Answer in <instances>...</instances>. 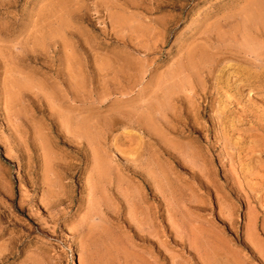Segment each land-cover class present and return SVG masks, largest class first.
<instances>
[{
  "label": "rangeland",
  "instance_id": "1",
  "mask_svg": "<svg viewBox=\"0 0 264 264\" xmlns=\"http://www.w3.org/2000/svg\"><path fill=\"white\" fill-rule=\"evenodd\" d=\"M73 261L264 264V0H0V264Z\"/></svg>",
  "mask_w": 264,
  "mask_h": 264
},
{
  "label": "bare ground",
  "instance_id": "2",
  "mask_svg": "<svg viewBox=\"0 0 264 264\" xmlns=\"http://www.w3.org/2000/svg\"><path fill=\"white\" fill-rule=\"evenodd\" d=\"M72 260H73V256H72ZM72 264H75L74 261L72 262Z\"/></svg>",
  "mask_w": 264,
  "mask_h": 264
}]
</instances>
